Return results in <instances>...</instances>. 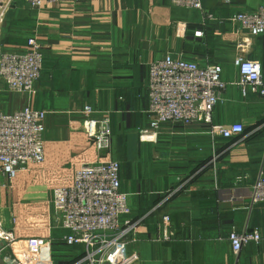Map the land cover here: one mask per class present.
Listing matches in <instances>:
<instances>
[{
  "label": "crops",
  "instance_id": "1",
  "mask_svg": "<svg viewBox=\"0 0 264 264\" xmlns=\"http://www.w3.org/2000/svg\"><path fill=\"white\" fill-rule=\"evenodd\" d=\"M262 1L201 0L216 16L210 20L171 0H44L38 8L8 0L2 49L21 52L35 36L43 60L33 94L12 93L0 81V113L27 104L46 114L44 161L12 181L0 175V226L15 237L0 252L6 264H72L83 254L82 245L63 241V229L48 227L50 200L53 187L69 184L79 163L99 158L120 163L129 216L141 220L139 241L129 245L139 254L134 264H236L228 233L253 228L260 239L242 247L238 264H264V201L252 203L250 196L264 172V99L242 95L235 84L233 58L248 35L228 19ZM242 52L260 63L264 78V35L250 37ZM168 53L221 65L226 86L211 120L240 122L242 134L213 136L200 120L165 122L154 141L140 138L139 129L150 132L147 63ZM86 105L92 117L109 118L107 151L98 152L83 132Z\"/></svg>",
  "mask_w": 264,
  "mask_h": 264
},
{
  "label": "built area",
  "instance_id": "2",
  "mask_svg": "<svg viewBox=\"0 0 264 264\" xmlns=\"http://www.w3.org/2000/svg\"><path fill=\"white\" fill-rule=\"evenodd\" d=\"M38 8L44 0H27ZM50 2L89 3L94 0H47ZM8 0L0 4L2 19ZM175 6L197 9L204 18L214 20L216 16L206 11L201 0H171ZM247 33L238 45L233 64L237 67L235 82L242 95L255 93L264 99L262 67L256 60L244 56L242 49L250 44V37L264 35V1L254 9L234 12L228 17ZM202 35L201 30L194 32ZM43 60V51L35 36L26 41L21 52L3 50L0 43V81L8 91L16 94H33ZM220 64L198 65L192 60L166 54L147 63V112L149 129H139L141 139L154 141L156 130L162 123L202 121L208 133L231 138L244 132L240 122L213 124L211 112L221 101L225 82L221 78ZM93 108L84 106L81 121L84 134L92 138L98 152L110 148L111 130L108 116L92 117ZM46 112L24 105L13 111L0 113V175L12 181L21 171H29L32 165L44 161L42 134ZM264 115V112H263ZM260 125H264V120ZM120 163L109 158L83 161L74 171L69 184L52 189L49 228L64 230L63 241L68 245L80 244L83 254L72 264H134L138 252L129 248L139 241L141 220L132 219L128 193L120 189ZM251 202L264 201V172L261 171L251 187ZM163 228L169 217H163ZM162 239H166L163 236ZM257 229L243 232L231 230L228 240L236 264L242 247L249 241H258ZM15 240L11 230L0 226L1 251L10 248Z\"/></svg>",
  "mask_w": 264,
  "mask_h": 264
},
{
  "label": "water",
  "instance_id": "3",
  "mask_svg": "<svg viewBox=\"0 0 264 264\" xmlns=\"http://www.w3.org/2000/svg\"><path fill=\"white\" fill-rule=\"evenodd\" d=\"M1 248H2V246H1V244H0V252H1ZM0 264H6V263L4 262V260H3V258L1 257V254H0Z\"/></svg>",
  "mask_w": 264,
  "mask_h": 264
},
{
  "label": "rangeland",
  "instance_id": "4",
  "mask_svg": "<svg viewBox=\"0 0 264 264\" xmlns=\"http://www.w3.org/2000/svg\"><path fill=\"white\" fill-rule=\"evenodd\" d=\"M7 0H0V4H2V3H5ZM19 261H22V260H19ZM17 262V264H21L20 262ZM29 264V263H28Z\"/></svg>",
  "mask_w": 264,
  "mask_h": 264
}]
</instances>
